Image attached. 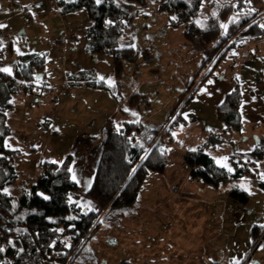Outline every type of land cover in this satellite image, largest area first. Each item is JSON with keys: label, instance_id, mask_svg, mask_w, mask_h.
I'll list each match as a JSON object with an SVG mask.
<instances>
[{"label": "crops", "instance_id": "0c3cea01", "mask_svg": "<svg viewBox=\"0 0 264 264\" xmlns=\"http://www.w3.org/2000/svg\"><path fill=\"white\" fill-rule=\"evenodd\" d=\"M116 1L136 10L146 9L148 12L142 11L144 16L152 14V10H156L158 5L155 2L156 8L149 9L146 6L149 0H144V4L136 0ZM217 1L220 2L218 6L215 0H207L203 6L208 14L207 19L214 15L212 8L215 6L218 10L224 4H235L237 0ZM245 1L253 12L264 5V0ZM79 12L62 13L55 0H0V25H4L0 27V72L12 74L17 57L38 54L45 60L43 79L47 86V89L40 90L39 98L20 93L12 96L13 108L6 113L4 121L8 129L5 145L10 150L19 152L16 164L18 179L20 176L27 178L28 185L37 175L41 163H61L70 155V175L72 179L75 176L73 180L79 186L78 192L73 195H84L86 209L95 210V204L85 193L94 176L105 131L124 121L159 125L165 121L177 96L175 89L171 93L169 86L173 82L170 79L171 69L162 81L161 90H165V97L161 98L159 91L154 89L160 86L148 85L152 84L153 76L143 74L150 70L138 71V66L129 63L123 64L118 98L101 88L69 86L67 75L81 72H88L109 85L115 83L110 55H97L93 60L89 58L84 36L88 18L86 12L85 16H79ZM173 17L175 19L174 15ZM171 20L167 23L158 20L152 27L162 31L157 42L165 52L169 51L168 57L166 56L169 63L173 59L170 52L175 45L171 34L179 29L169 26ZM258 20L262 35L239 40L231 56L224 60L227 61L224 63L225 69L217 71L215 68L195 92L183 112L188 124L175 133V142L169 147L164 173L142 185L140 192L148 193V190H153L154 198L161 194L165 196L156 201L158 214L155 216L141 211L135 229L115 235L106 231L99 235L92 242L96 263L90 264H107L104 260L106 257L111 258L109 264H245L247 261L248 264H264V239L253 252L251 243L237 254H232L230 247L221 253L214 247L221 233L209 225L210 208L213 205L203 201V190L207 192L208 186L188 181V169L183 162V155L187 150L199 148L212 134L234 144V140L229 137L231 131L226 132L225 125L217 119L216 107L236 83L240 85L242 93L239 113L243 124L242 131L236 133L241 141L253 139L252 146L237 153L250 152L260 142L264 146V10L259 13ZM35 29L37 35L33 36L35 33L32 30ZM27 36H33L34 40L37 39L35 45L39 43L42 47L22 48L23 51L19 52V45L27 42ZM51 61H55V64L50 66ZM173 83L175 85V81ZM134 93L146 95L149 106L142 104L128 107L124 100ZM157 101L159 102L156 104ZM222 132L226 133L221 136ZM232 143L221 147L209 145L207 153L215 162L218 158L225 162L221 155L222 147L233 145ZM235 153L229 154L227 159ZM227 165L228 162L225 166ZM258 167L255 172L260 175L262 172L261 177L264 176V156ZM230 189L226 191L227 196ZM224 190L215 189L216 194L223 193ZM229 199L227 206H224L226 212L233 205V200ZM213 200L218 198L214 196ZM73 202L80 205L78 201ZM255 209L256 211L249 210L246 205L245 217L251 213L258 222L256 225L264 226V210L262 212V209ZM116 244L119 245L115 246ZM110 246H115L121 253H111L108 249Z\"/></svg>", "mask_w": 264, "mask_h": 264}, {"label": "trees", "instance_id": "16d2710c", "mask_svg": "<svg viewBox=\"0 0 264 264\" xmlns=\"http://www.w3.org/2000/svg\"><path fill=\"white\" fill-rule=\"evenodd\" d=\"M144 4V0H136ZM207 0H154L158 11L175 16L171 28L183 27L186 41L198 38L203 52L200 83L194 79L182 91L159 125L124 121L109 127L104 135L93 179L85 195L96 206L87 210L71 201L70 196L79 189L71 178L72 157L61 163L43 162L30 186L16 197L4 192V188L17 181L16 164L19 152L5 145L8 129L4 123L8 111L13 108L11 98L15 94L40 96L47 89L43 79L45 60L38 54L17 57L12 74L0 72V264H90L94 262L87 241L102 222L120 220L138 204L142 185L164 173L169 147L175 142V133L188 124L184 109L195 92L205 83L215 66L228 59L239 40L258 38L262 35L259 13L253 12L245 0L224 4L205 22L198 21ZM62 13L84 10L88 24L84 29L89 58L107 54L113 60L115 83L109 85L97 80L88 72L68 74V85H84L109 91L119 97V83L123 76V64L152 62L150 49L141 52L133 44L135 40L132 7L116 0H55ZM226 23V27H222ZM234 25L236 26L234 28ZM137 71V70H136ZM128 107L149 106L146 95L134 93L124 100ZM242 102L240 85L236 83L223 101L216 107L217 119L225 125L226 132H241L243 124L239 113ZM226 132H222L223 136ZM258 142V141H257ZM229 140L212 134L202 146L187 150L183 162L188 169V181H196L219 190L227 183L249 177L264 191V179L257 171L264 156L263 144L250 152L231 155L227 166H219L207 153L209 145H227ZM47 196L48 199H44ZM228 196L234 202L248 205L250 193L240 187H231ZM72 217V219H69ZM251 247L264 239V226L251 229ZM248 262V261H247ZM245 264H248V263ZM125 264V263H122Z\"/></svg>", "mask_w": 264, "mask_h": 264}, {"label": "rangeland", "instance_id": "374dc122", "mask_svg": "<svg viewBox=\"0 0 264 264\" xmlns=\"http://www.w3.org/2000/svg\"><path fill=\"white\" fill-rule=\"evenodd\" d=\"M148 8H154L156 6L155 2L152 0H149ZM216 5L218 6L220 2L215 0ZM217 6L212 8V14L217 13ZM132 7V6H131ZM156 8V7H155ZM143 10L147 11L146 9L136 10L135 8H132V11L134 13L133 17V25H134V33H135V40L133 46L138 49L140 52L144 49H150V54L154 56V60L152 62H142L141 58L139 57L137 61L134 63L135 66H138V71L143 70H150L149 72H144V76L151 75L153 76V82L152 84L148 85H156L160 87H155L154 89H157L160 93L159 96L161 98L165 97V90H161L162 81L164 78L167 77L168 71L171 69L170 73V79L171 81H175V85L173 82L170 83V89L171 93L174 90L177 98L179 97L181 91L186 89L190 82L194 79L195 83H200L202 75L204 74V69H201L200 65L203 60V52L202 48L200 46L198 38H196L193 42H188L183 38L182 35V26L179 27V29H175V33L171 34V36L175 39V45L170 52L171 62L169 63L166 59V56L168 55L169 51L165 52L158 44L157 39L160 38L159 35L162 33L161 29H152L153 25L158 21H166L169 22V19H174L173 14L170 12H159L155 9L152 10V14H146L145 16L142 14ZM148 12V11H147ZM83 14L85 16V11H80L79 16ZM208 14H206L205 7L201 9L200 15L198 16L197 20H203L202 22H205L207 20ZM226 25V23L224 24ZM236 26L234 25V28ZM33 33H35L33 36L37 35V30H32ZM29 33V32H27ZM181 33V35H180ZM59 32L57 33L58 39H59ZM33 36H27L26 40L27 42L19 45V52L23 51V49H32L36 47L35 49H40L42 47L39 43L35 45V42H37V39H33ZM43 37V36H42ZM39 38V36H38ZM173 39V40H174ZM168 57V56H167ZM227 61H222L218 65L215 66L217 71H221L222 69H225L224 63ZM55 64V61L50 62V66ZM150 64V65H149ZM148 65V66H147ZM151 66V67H150ZM174 66V69H172ZM141 67V68H139ZM144 67V69H142ZM150 67V68H149ZM55 69V68H54ZM53 70V72H55ZM159 101L156 102V104ZM156 104H154V107H156ZM153 125V124H152ZM231 132L229 134V137L234 140L233 145H228L225 147H222V156L223 159H225V162H222L220 158L217 159V164L219 166H225L227 164V157L229 154H232L234 152H239L247 147L252 146L253 139L249 138V140L241 141L239 140L238 133ZM177 139V138H176ZM228 153V154H226ZM225 163V164H224ZM262 175V172H261ZM30 181V180H29ZM28 179L20 176V178L17 180V182L10 184L4 188V192L10 196L16 197L19 194L23 192L26 188H28L30 185H28ZM231 186L240 187L245 189L250 193V199L247 205V208L249 210L253 209L256 211L257 209H262V212L264 210V192L259 190L257 185L255 184L252 179L249 177H244L236 182L233 183H227L223 186H221V189L224 190L223 193H217L215 189L211 187H207L208 191L206 192L203 190V201H207L209 205H213L210 208V215H209V225L211 227H214L218 232L221 233L220 239L217 240V243L214 244V247L218 250L219 253L226 252L228 250V247L231 248L232 254H237L239 250L244 248V246L248 243H251L252 237H251V229L253 226H255L258 222L256 221L255 217L253 218L250 214H247L245 217L246 210L244 209V217H243V223L239 224L233 218L229 216V210L233 207V205L227 209V212L224 210V206L228 204L229 197L227 196L226 191L231 188ZM79 190V189H78ZM78 192V191H77ZM219 192V191H218ZM149 193V194H148ZM147 192L141 191L138 195V204L132 208L129 215H125V217L121 218L120 220H110L108 222H102L99 229L96 231V233L88 239L87 241V250H91L92 257L94 258V263H96L95 259V249H93V243L94 240L99 236L103 235L104 232L108 231L111 235H115V233H119L122 231H129L130 229H135L137 222L140 220L141 211L150 212L153 213L155 216L157 213L156 207V201L159 198H164L162 194L158 197L154 198L153 196V190H148ZM205 194V195H204ZM195 196H198L195 194ZM215 196L218 198V200H213V197ZM71 201H78L82 208L86 209L85 203L83 200L84 195L82 196L80 193L77 195L71 194L70 196ZM92 206V205H91ZM245 208V206H244ZM96 210V209H95ZM162 212H159L161 214ZM227 215V217H226ZM251 216V217H250ZM231 219V220H230ZM136 220V221H135ZM154 220V219H153ZM133 224H132V223ZM131 225H134L133 228H131ZM147 234V233H146ZM108 240V239H107ZM108 243V242H106ZM264 244V242H263ZM119 244H116L115 246H118ZM251 245V244H250ZM109 246V245H108ZM115 246H110L108 249L111 253L118 254L121 253V251L118 248H115ZM257 246L255 245L252 248V252ZM102 249H100L101 252ZM106 250V249H105ZM107 258V257H106ZM106 263L109 264V260L106 259Z\"/></svg>", "mask_w": 264, "mask_h": 264}, {"label": "built area", "instance_id": "2783aa9c", "mask_svg": "<svg viewBox=\"0 0 264 264\" xmlns=\"http://www.w3.org/2000/svg\"><path fill=\"white\" fill-rule=\"evenodd\" d=\"M39 98V97H36ZM244 205L234 202L233 207L229 210V216L233 218L237 223H243L244 217ZM261 241V238L258 240L257 244Z\"/></svg>", "mask_w": 264, "mask_h": 264}, {"label": "snow or ice", "instance_id": "6c2138e0", "mask_svg": "<svg viewBox=\"0 0 264 264\" xmlns=\"http://www.w3.org/2000/svg\"><path fill=\"white\" fill-rule=\"evenodd\" d=\"M97 2H99V0H97ZM0 27H4V25H0ZM222 27H226L225 25H222ZM4 71H8L7 69H4ZM209 83H212L211 81H209ZM69 171H71V169H69ZM262 179H264V176L261 177ZM73 179L75 180V176L73 177ZM44 199H48L47 196L44 197ZM69 219H72V217H69ZM3 249H0V252H2Z\"/></svg>", "mask_w": 264, "mask_h": 264}]
</instances>
